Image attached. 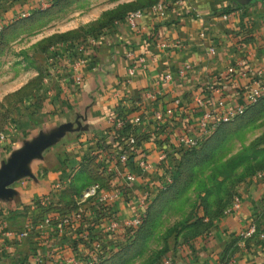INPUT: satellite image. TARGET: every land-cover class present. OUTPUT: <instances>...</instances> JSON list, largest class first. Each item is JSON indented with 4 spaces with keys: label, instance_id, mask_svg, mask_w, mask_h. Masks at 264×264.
<instances>
[{
    "label": "crops",
    "instance_id": "0c3cea01",
    "mask_svg": "<svg viewBox=\"0 0 264 264\" xmlns=\"http://www.w3.org/2000/svg\"><path fill=\"white\" fill-rule=\"evenodd\" d=\"M38 1L42 0H0L6 14L33 8ZM174 1H166L164 17L145 14L137 20V28L122 19L103 29L86 52L81 81L74 83L62 74L54 91L35 106L32 118L20 121L18 131L34 130L27 143L53 132L61 134L28 161V174L9 185L11 195L0 197V264H54L64 260V254L86 253L90 245L85 233L106 236L102 218L63 231L57 222L79 207V195L91 183L116 184L115 176L106 171L111 165L107 159L111 147L106 145L113 142L106 117L117 108L127 117L141 112V122L133 127L137 134H149L139 144L154 162L160 142L172 143L202 110L241 101L250 79L264 77V0L245 5L236 0H186L182 6ZM128 51L134 56H127ZM139 56L144 60L137 61L139 67L129 75V63ZM185 63L193 67L183 81H162L164 73ZM239 63L250 70L247 77L237 73ZM229 67L235 74H227ZM209 85L214 88L209 90ZM173 98L180 100V106L158 125L153 113L172 108ZM146 183L147 178L138 180L109 210L120 218L134 212L130 203ZM84 206L88 211L95 208L92 203ZM46 215H52L54 222L38 228ZM252 224L255 232H249ZM22 232L26 234L20 237ZM172 255L173 264H264V180L241 191L239 209L213 220Z\"/></svg>",
    "mask_w": 264,
    "mask_h": 264
},
{
    "label": "rangeland",
    "instance_id": "374dc122",
    "mask_svg": "<svg viewBox=\"0 0 264 264\" xmlns=\"http://www.w3.org/2000/svg\"><path fill=\"white\" fill-rule=\"evenodd\" d=\"M159 1L168 0H42L11 14L0 2V169L34 137V130L18 131L20 121L32 118L35 106L68 73L64 47L86 42L127 12ZM133 134L140 142L150 137ZM193 136L197 147L168 159L163 173L146 183L151 194L139 212L142 224L105 230L95 264H160L241 199V191L264 173V95L242 115ZM136 197L130 203L134 212L125 218L137 214ZM71 256L54 264H70Z\"/></svg>",
    "mask_w": 264,
    "mask_h": 264
},
{
    "label": "built area",
    "instance_id": "2783aa9c",
    "mask_svg": "<svg viewBox=\"0 0 264 264\" xmlns=\"http://www.w3.org/2000/svg\"><path fill=\"white\" fill-rule=\"evenodd\" d=\"M186 0H175L174 3L177 6L184 5ZM167 4L165 1H159L154 3L148 8L144 9H135L127 13L125 19L127 23L132 28H137V20L142 18L145 14H149L157 17H164L167 12ZM223 18H227L226 15H223ZM203 35V34H201ZM96 38L91 37L86 42L77 41L74 44H68L64 47V53L68 73L67 77H71L74 83H79L82 78V68L86 63V52L88 51L89 46L95 44ZM88 44V45H87ZM88 46V48H87ZM213 52V49H210ZM127 56H134L133 51H128ZM52 61V57L49 58ZM144 57L139 56L137 59L129 63L127 67V73L132 75L136 69L139 67L137 61L142 62ZM193 65L191 63H185L180 69L176 71L168 70L162 76L163 82H172L173 80L183 81L187 73L192 70ZM237 73L242 77H247L250 73V70L243 67L239 63ZM60 72V71H59ZM235 68L229 67L227 69V74H235ZM251 86L246 90V92L241 93V101L231 103L229 106L225 104H219L220 109L202 110L197 121L190 125L188 129H182L179 133L174 135L173 142L167 145L159 143V152L157 154V159L152 162L148 159V154L143 151L140 146H136V140L134 134H131L126 138V145L130 148L128 151H122L119 148H113L108 151L107 159L111 163L110 166L106 169L107 173L115 174V179H117L116 184L109 188L106 183L95 181L89 186L83 189L80 193L77 204L79 207L72 212H68L62 216L57 222V227L60 231H63L65 228L76 229L82 225H89L92 223V220L97 218H102L105 220V230L109 232L120 231L124 228L139 226L143 221L144 214H139L143 212V208L146 207L147 198L150 196L149 185L144 187L142 193L137 197V214L129 218H120L112 213L109 208L119 199L123 198L132 186L140 179H146L150 182L154 180V177L157 174H162L163 171L167 168L169 164L168 159L176 158L179 156V152L184 149H193L198 145V139L193 136L202 135L207 132V129L214 127L219 122L231 120L234 117L242 115L244 111L252 104L257 102V100L264 94V77L259 74L257 77H252L250 79ZM214 85H209L208 89L212 90ZM196 101L203 106V101L201 98L196 99ZM172 102L174 106L172 108H167L165 110H158L153 113V119L158 122V125H164L165 115L171 114L173 108L180 106V100L173 98ZM141 112L135 114L133 117H127L126 115H119L117 112H112L106 117V123L110 129L111 134H115L117 129H120L126 124L136 125L141 122ZM213 119V120H211ZM169 127V126H168ZM166 128L165 131L169 130ZM168 135V132H166ZM134 154V163L133 167H128L129 155ZM132 165V164H131ZM255 179L258 181L264 180V173H258L255 176ZM106 182V181H105ZM88 203L95 205L94 210L88 211ZM241 205V199H236L231 207L225 212H230L233 209H239ZM89 207V206H88ZM139 210V211H138ZM53 216L46 215L44 216L40 223L37 225L38 228L42 229L47 226H50L53 223ZM249 232H255V225L252 224L249 228ZM25 232L20 233V237L25 236ZM91 235V236H90ZM85 233V237L89 240V247L86 250V253L83 255L79 251H75L71 258L67 259V262L70 264H95L100 258V252L102 245L100 243L101 237L96 236L95 234ZM100 238V239H99ZM82 258V259H81ZM160 264H173V255H167L163 257L160 261Z\"/></svg>",
    "mask_w": 264,
    "mask_h": 264
},
{
    "label": "water",
    "instance_id": "95a60500",
    "mask_svg": "<svg viewBox=\"0 0 264 264\" xmlns=\"http://www.w3.org/2000/svg\"><path fill=\"white\" fill-rule=\"evenodd\" d=\"M239 4L245 5L253 0H236ZM60 131L50 133L47 137L26 143L21 149L13 152L8 158L7 163L0 169V197L10 196L11 189L9 185L19 176L28 174L27 163L37 155L41 149L50 144L54 136H60Z\"/></svg>",
    "mask_w": 264,
    "mask_h": 264
},
{
    "label": "trees",
    "instance_id": "16d2710c",
    "mask_svg": "<svg viewBox=\"0 0 264 264\" xmlns=\"http://www.w3.org/2000/svg\"><path fill=\"white\" fill-rule=\"evenodd\" d=\"M154 3H156V2H148V3H146V4H144V5H141V6H139L138 8H135V9H144V8H148V7H150L151 5H153ZM236 3V2H235ZM236 5H238L239 6V4L238 3H236ZM135 9H133V10H135ZM133 10H131V11H133ZM130 12V11H129ZM128 13V12H127ZM127 13H126V15H127ZM126 15H125V17H126ZM125 17H123V18H120V19H117V20H122V19H125ZM117 20H115V21H117ZM113 22H111V23H109L108 25H110V24H112ZM103 30V29H102ZM102 30H100V32L102 31ZM100 32L98 31H96V32H94L93 34H92V37H94V38H96L99 34H100ZM264 95V94H263ZM262 95V96H263ZM261 96V97H262ZM260 97V98H261ZM259 98V99H260ZM258 99V100H259ZM257 100V101H258ZM255 103H257V102H255ZM254 103V104H255ZM254 104H252V105H254ZM251 106V105H250ZM115 112H117V114H119V115H124V113H123V111H121L120 109H116L115 110ZM240 116V115H239ZM220 123V122H219ZM218 123V124H219ZM189 128V126H187V127H183V129L184 130H186V129H188ZM134 129V127H133V125H131V124H126V125H124V126H122L120 129H117L116 131H115V134H113L112 136H113V142H110V144H108V145H106V148H109V147H111V148H109V150L110 149H113V148H119L120 150H124V151H128L130 148L126 145V138L127 137H129L131 134H133V130ZM109 131H110V129H109ZM136 146H140V144H139V141L138 140H136V144H135ZM194 149V148H193ZM193 149H184V150H182V151H180L179 153V156H182V155H184L185 153H187V152H189V151H191V150H193ZM129 163H132L133 162V160H134V154H130L129 155ZM143 222V221H142ZM142 222H141V224H142ZM140 224V225H141Z\"/></svg>",
    "mask_w": 264,
    "mask_h": 264
}]
</instances>
